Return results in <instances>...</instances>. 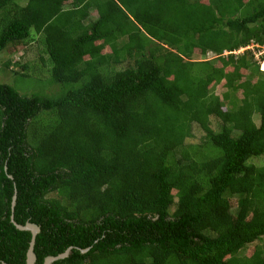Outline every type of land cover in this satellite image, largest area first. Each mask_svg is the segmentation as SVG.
I'll list each match as a JSON object with an SVG mask.
<instances>
[{
	"label": "trees",
	"instance_id": "16d2710c",
	"mask_svg": "<svg viewBox=\"0 0 264 264\" xmlns=\"http://www.w3.org/2000/svg\"><path fill=\"white\" fill-rule=\"evenodd\" d=\"M31 31L57 88L0 80V264L27 222L35 264H264V0H0V55Z\"/></svg>",
	"mask_w": 264,
	"mask_h": 264
},
{
	"label": "rangeland",
	"instance_id": "374dc122",
	"mask_svg": "<svg viewBox=\"0 0 264 264\" xmlns=\"http://www.w3.org/2000/svg\"><path fill=\"white\" fill-rule=\"evenodd\" d=\"M17 2L20 5H24L26 3V0H17ZM92 15H95L94 12H92ZM252 49L256 59H258L260 51L262 52L264 50V47H257L254 44H250L249 47L245 49ZM245 49H239L235 51V54H240L243 52ZM261 49V50H260ZM109 51L108 47H105L102 52L106 53ZM43 54V44L41 40V36L34 31H31L30 36L25 39L24 41L17 43L15 46L11 45L8 46V48L0 55V69H4L2 67L3 63L7 60H10V65L9 67L14 63V62H21V63H27L29 64V69H27V73H30V75H33L32 77H23L19 76L15 78L14 80L12 77L14 74L11 73V68H16L19 70V72L22 71L20 67L17 66H12L9 69H5L8 71V73L4 74L0 71V80L10 81L7 83H11L21 94H30L32 91L36 92H42V91H55L57 88L56 84L51 83L50 75L49 72L47 71V66H42V63L40 61L39 55ZM44 58H46L45 55H43ZM215 58V55L211 52H206L205 54H200L198 49L194 50L193 55L191 56L190 60L192 61H203V60H212ZM131 60L124 61L120 64H115L111 67L114 68V70H123L125 67L130 65ZM216 66H220L218 62L215 63ZM262 64L260 63V68ZM229 69V68H227ZM13 70V69H12ZM49 75V76H48ZM49 80L47 81V79ZM73 86V85H71ZM209 90L213 91L214 94H216L220 99H222L223 94L227 91L226 87L224 86V83L221 82L220 84L217 85H210ZM236 97L240 98L241 97V92L238 91L236 94ZM211 121V127L214 130L218 129L217 126V120L214 117L210 118ZM255 121L257 122L258 119L255 117ZM193 137L188 139L189 143L192 144H197L201 141L203 137V132L199 127L196 125H193ZM250 162L255 164L256 166H263L264 165V155L259 156V157H254L250 159ZM230 203L232 205V209H235L236 206V200L231 199ZM255 244V243H254ZM254 244H251L248 246L245 250H243L241 253L245 255H250Z\"/></svg>",
	"mask_w": 264,
	"mask_h": 264
},
{
	"label": "water",
	"instance_id": "95a60500",
	"mask_svg": "<svg viewBox=\"0 0 264 264\" xmlns=\"http://www.w3.org/2000/svg\"><path fill=\"white\" fill-rule=\"evenodd\" d=\"M14 200H15V196L13 197V203L14 204ZM17 228L19 229H23V230H30L32 233V240L30 242V246L27 252V257H26V264H35V254L33 252V245H34V239H35V235L40 231V228L33 223H29L27 222L25 225H18L16 224ZM70 249L68 248L64 253L59 254L56 257L53 256H48L45 258L44 263L43 264H51L54 260L56 259H60V258H64L66 256H68Z\"/></svg>",
	"mask_w": 264,
	"mask_h": 264
},
{
	"label": "built area",
	"instance_id": "2783aa9c",
	"mask_svg": "<svg viewBox=\"0 0 264 264\" xmlns=\"http://www.w3.org/2000/svg\"><path fill=\"white\" fill-rule=\"evenodd\" d=\"M261 69H264V64L262 65Z\"/></svg>",
	"mask_w": 264,
	"mask_h": 264
},
{
	"label": "clouds",
	"instance_id": "9594fccd",
	"mask_svg": "<svg viewBox=\"0 0 264 264\" xmlns=\"http://www.w3.org/2000/svg\"><path fill=\"white\" fill-rule=\"evenodd\" d=\"M264 63H262V65H263ZM262 67V66H261Z\"/></svg>",
	"mask_w": 264,
	"mask_h": 264
}]
</instances>
